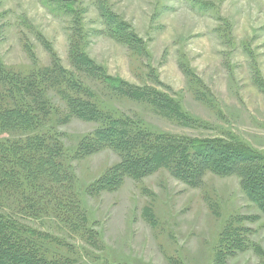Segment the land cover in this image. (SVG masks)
Instances as JSON below:
<instances>
[{
  "label": "rangeland",
  "instance_id": "rangeland-1",
  "mask_svg": "<svg viewBox=\"0 0 264 264\" xmlns=\"http://www.w3.org/2000/svg\"><path fill=\"white\" fill-rule=\"evenodd\" d=\"M75 1L86 56L112 77L170 97L182 118L122 97L78 72L69 59L71 18L50 13L42 0H0L5 67L21 75L35 66L49 68L45 40L112 119L129 117L156 135L220 139L264 154V0H104L145 43L144 55L101 34L106 33L98 10L102 0ZM48 96L57 114L33 134L50 131L59 139L88 223L73 230L52 217L16 215L22 225L50 235L47 241L31 239L41 254L75 264H264V213L236 175L206 172L201 184L191 187L162 169L140 180L125 178L114 192L87 195L120 156L104 149L79 160L81 141L104 124L65 120V101L52 91ZM27 136L8 133L0 140ZM13 206L0 196V214ZM87 232L99 247L89 243Z\"/></svg>",
  "mask_w": 264,
  "mask_h": 264
},
{
  "label": "trees",
  "instance_id": "trees-1",
  "mask_svg": "<svg viewBox=\"0 0 264 264\" xmlns=\"http://www.w3.org/2000/svg\"><path fill=\"white\" fill-rule=\"evenodd\" d=\"M42 6L58 17L71 18L69 59L78 72L102 82L118 95L155 106L162 112L182 118L174 100L150 87L134 85L107 74L86 56L85 38L80 18L73 8L75 0H42ZM109 38L128 46L140 55L145 43L130 24L121 21L107 7L98 4ZM45 42L51 56L49 68H37L21 75L5 67L0 59V136L8 133L29 134L25 139L0 140V196L13 203L12 210L0 214V264H75L73 260L41 254L32 238L50 240L22 225L16 215L27 219L55 218L73 230L84 227L86 213L82 208L76 178L63 163L64 148L52 132L33 134L57 114L49 99L55 92L67 105L65 120L77 118L85 122L103 123L84 138L76 152L82 160L104 149L120 156V163L89 186L86 193L97 196L114 192L125 178L143 179L159 170L172 172L175 178L198 187L206 172L220 176L236 175L247 197L264 213V154L253 152L241 144L222 140H185L169 135H156L139 127L131 118L112 119L93 101L95 94L61 63L55 51ZM28 53L34 59L30 49ZM89 243L97 248L92 232ZM59 245V244H58Z\"/></svg>",
  "mask_w": 264,
  "mask_h": 264
}]
</instances>
